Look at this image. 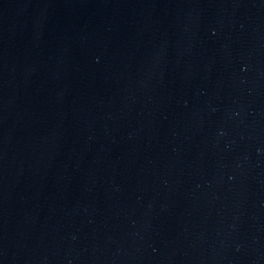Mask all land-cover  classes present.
I'll list each match as a JSON object with an SVG mask.
<instances>
[{"label":"water","instance_id":"95a60500","mask_svg":"<svg viewBox=\"0 0 264 264\" xmlns=\"http://www.w3.org/2000/svg\"><path fill=\"white\" fill-rule=\"evenodd\" d=\"M0 264H264V0H0Z\"/></svg>","mask_w":264,"mask_h":264}]
</instances>
